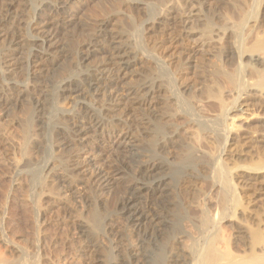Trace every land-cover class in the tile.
I'll list each match as a JSON object with an SVG mask.
<instances>
[{"label": "bare ground", "instance_id": "1", "mask_svg": "<svg viewBox=\"0 0 264 264\" xmlns=\"http://www.w3.org/2000/svg\"><path fill=\"white\" fill-rule=\"evenodd\" d=\"M242 1L237 2L238 4L236 3L238 5L237 11L233 9L236 11V14L238 15L237 16L238 20L236 22L237 24L231 26L230 28L236 26L234 27L236 30L234 29V31H231L232 29L230 28L229 30L227 29L225 30L223 28L224 31L217 32L223 36L222 40L223 39L225 40L223 42H226L227 46L229 44L232 45L233 51L227 50V54L234 55L232 58L234 57L236 58V59L234 58V60L235 61L237 60V71L236 72L232 71L233 74L235 73V77L234 75L232 76L234 77V79H232L233 82H228L230 83V85H228V88L229 86H231V83H234L235 88L230 87V89L232 88L231 89L232 91L234 89L233 100L229 104L227 103L228 104L227 106H224L225 105L224 100H226L230 95H227V98L225 97L226 99L223 98L224 105L222 107H219L221 108L219 109L221 114L219 111H217L218 108L216 107L217 109H215L214 107L215 112L213 113H216L217 111L216 113L217 116L221 115L220 116L221 118L219 117L220 119L219 118L218 119L220 121L222 120L224 125V126L221 125H217V126L218 127L221 126V128L222 127L224 128L223 132L225 133V135L222 140L223 147L221 146L223 148V151L222 152L220 151L221 152L220 156H218L213 163L212 166L213 171H210V166H209L210 164L208 165V163L205 162L204 160L203 161L200 160V158L203 157L199 156V159L197 160H194V158L191 156L184 158L181 157L179 159H176L177 162L170 163L167 160L161 158L162 156H160L158 153L155 154V152H153L152 150L153 147L154 148L157 147L156 149L160 150L158 151L160 154L166 153L167 155L169 153L173 154L175 152H178L177 151L178 148L175 145L177 142V140H175L176 137L184 132L188 133L190 130L194 131V129L196 130L195 131L196 135L194 132V135L196 137H198L197 134L199 132V140L201 141V143L202 142L209 143L207 144L208 146L211 145V143H213L211 142V138L209 137V134L201 132L199 130L198 125L199 124L201 125V123H199L198 121L199 119L197 118L198 119L197 120L194 114L193 117H195V119L192 117V111L193 113H195L194 110L191 109L193 103L190 106L191 114L187 113L188 111H190L187 108L186 110L188 111L184 109L186 113L179 110V105H178V103H180L179 98L181 99L184 96L182 95L183 93L189 94L190 96L191 93H193L192 96H195V98L197 97V99L198 97H202L201 95L202 91H204L205 93L207 91V90L206 91L201 90L200 85L203 86L202 85L203 80L199 82L200 84L199 86L196 85V87H200V88L194 89V92L193 90L192 92L191 91L188 92L189 89L188 87H186V85L180 87L181 89L180 91H178L179 93L177 92L175 93L172 90H166L164 87L165 82L163 79H161L162 75L160 74L161 75L160 76L159 74L156 73L157 71H159V68L157 71L154 72L156 73V75L160 77L155 75L150 76L151 75L150 72L146 73V71L144 70L146 67L142 70L138 69L144 67V65L147 64L148 62L149 63L152 62V59L151 57L150 58L145 57V55H143L142 53L136 52L134 49L130 47V45L126 41H123L122 39L125 38L126 36L121 31L113 29L112 28L113 25H111L109 22H106L104 20L92 27L83 26L82 24H80L82 22L80 23L78 22L79 19V16L77 18V15L79 14L78 9L74 10L73 12H71L70 10L68 11L69 7L73 6L75 3L78 4L77 0L42 1V6L40 7L41 9L43 8V10L40 9V11L37 12L35 20L28 23L29 29H31L32 34L35 36L34 38L32 37V39H28L30 38L29 36L31 34L28 37H26L23 34V25L25 23L24 17H27V14L25 13L26 11L23 9V7L24 8L28 7L25 0H0V16L2 17V19H0V39L4 38L5 41L7 42L6 48L4 49V54H3L4 60L2 63L3 65L2 69L4 70L1 69L0 75H4V76L9 75L15 70H17L18 66L21 65V67H26L27 71L30 73L31 76L38 75L41 77L43 74L48 72L56 65V61L60 62L61 60L67 58L66 48H64V46L62 47L61 45H59L60 37L61 38L65 37L67 39L72 38L74 35L72 32L78 30L77 28L80 25L81 27H79V29L82 28L81 31L85 32L86 36H88L87 43L84 45L83 49L79 51V53L77 54L79 67L77 68L76 71L74 70L75 73L70 72L73 74L63 79L58 86V91L60 93H63L61 95L62 100L75 99L74 106H76V110L61 112L60 115L62 117L65 118L67 117V119L63 121L66 124L65 125L60 124L61 126H56V129H58V131L59 130L61 131L59 134L60 136H58L60 146L67 144V141H69V145L71 142H74V144L77 143L75 147L73 146L70 148V150L76 148L78 155V158L76 159L77 161L75 160L74 163L72 164L74 166L73 169H75L74 177L84 176L86 177L87 181H89L90 184L96 185L101 190H105V192L111 187L116 186V183H118L120 180L124 181L125 183L124 196L118 206L119 208L117 215H119L125 221V224L133 232L137 233L139 237L142 238L139 249L135 250L131 245L128 244V240L125 237L126 240L125 242L127 244V247H129V249L132 248L131 251H133L129 254L130 260L128 264H264V219H261L262 215L260 217L257 215L254 216V218L259 217L260 219L257 218L254 219V221L252 222L255 223H253L252 225H250L249 223H248L249 225H246L247 221L245 219L244 220L246 221V224H244V221L243 222L241 221L243 219L238 218V220H240L239 222L240 223L242 222L243 224H239L238 222L237 225L239 224V226H237L236 229L232 227L236 223L235 222L233 225L232 221L236 218V212L238 210L240 211L241 215L243 216L246 215V218L248 217H250V219L252 218L251 215L250 216L247 215L249 214V212L246 214L248 209V207L246 206H248L250 202H248V200L243 201V195L242 192H240V189L250 185L251 181H253L254 184L255 182L257 183L259 182L264 185V120L262 122L263 124L260 125L261 127L260 128L258 127L260 130L256 127L260 131V135H258L256 131L254 132V130H252L251 132L253 134L252 136L255 137V140L252 141L253 142L252 144H254L255 142L257 143V146L252 145L254 149H256L254 150L253 153L254 156H251V152L246 151L247 153L250 154V156L248 154L250 161L247 162V164L245 163V165H241L240 162L238 163V161L241 160L239 158L243 153L241 154L240 152L241 154L240 155L239 153H234L232 151L234 149L231 150H229L230 148L228 149L229 145L234 146L233 148H238V144L245 145L249 140H251V138L249 139L247 135H244V130H242L243 126L234 124L235 122H233V120H235L236 118L233 119L234 118L233 116L232 118H230L231 115L229 117V113L233 114L232 112H238V111L240 112L242 107L245 106L247 107V105H251L253 101L255 102V100H257V103L255 102L256 106H254V104L252 105L254 106V108L257 107V104H259L258 106L260 107L262 106L261 108H264V12H262V10L264 11V0H244L243 3ZM131 4L136 5V7H133L132 10L137 9L138 6H141V8L144 6L143 3L138 2L137 0L136 1L132 0ZM173 6L174 4L170 7H166L165 11L157 18V21H154V23H148V24H153L155 26L153 28L154 31L155 30H157V32L159 30L166 31V35L168 36L169 39L168 42L167 40L165 41L166 43L169 44L167 47H170L175 44L178 45V42L181 39L188 37V31H189V29H186L187 27L184 26V24H186V21H188V19L184 20L182 18L186 12H182V11L178 12V10L174 8L175 6L174 7ZM241 7L244 8L242 9ZM188 9L189 7H186L185 11H187ZM140 10L137 11L140 12ZM239 12L241 14H239ZM232 14L235 15V13ZM203 24L206 25V23ZM179 26H182L181 27L182 30H180L179 32H182L184 35L182 34L181 38L179 37L180 39H177L172 35L176 31L174 30V28L176 27L179 28ZM207 26L206 27L203 26L201 28L205 27L207 29ZM208 30L205 31L202 30L203 37L205 38L204 40H206V38L211 40L212 39L211 37H213L210 36L212 31L210 32ZM201 37L199 39H201ZM208 42L203 45L209 48L210 42L209 43ZM202 43L200 44L202 45ZM178 46H180V44ZM212 47L214 48V46ZM28 49L30 55L27 54L26 56L25 54ZM171 49H173V46L171 47ZM164 50H168V49H166L165 47ZM181 53L185 54L186 50L184 52L183 50H180L179 55ZM93 54H97L96 55L97 57L96 56L94 57L95 59H92ZM227 54L226 57L228 58L229 56H227ZM185 55L188 56L186 59L190 58L189 53ZM157 59L160 61L159 58ZM206 59L207 58L205 57V60ZM228 60L229 59H227V61ZM92 61L94 62L91 64ZM145 61H147V63H145ZM229 61L231 63V61L233 60L230 59ZM64 62L66 63L65 60ZM214 63L212 64L215 65ZM82 64L85 65L81 67ZM59 65L61 66V62L59 63ZM152 65L156 66L155 62H153ZM197 66L199 68V64L198 65L195 64V68ZM257 66H260V69H257ZM185 67L186 65L184 66V68ZM214 68L216 70V67L213 66V69ZM164 69L167 70V68L165 67ZM224 69L222 71L225 74ZM219 70L217 74L221 73L222 75V71L219 72ZM246 72L249 73V76L250 75L254 76L255 77L254 80L252 77H248L247 74L245 75L244 73ZM197 73L202 75V73L200 72ZM200 77L202 78V76ZM216 77L218 78L219 76L218 75L214 76V79ZM224 77L225 79L228 78L226 76ZM167 78L168 77H166V81ZM172 80L175 81L176 79H172ZM20 87L21 86L9 82L5 83L4 85L1 84L0 104L6 105L9 101L13 103H17V101L23 98L22 95L23 93L26 94L25 91L27 89L24 90L21 89ZM190 88L192 89V87ZM222 88L224 89L225 87ZM178 89L179 88L177 87L176 90ZM217 89L218 88H216V90ZM211 91L213 90L211 89ZM218 91L219 90H217L216 92L218 93ZM209 92L210 90L208 91V94ZM213 92H212V96L217 95V93L215 92L213 93ZM220 92H222L223 94V90ZM180 94L182 95V97L178 96ZM222 94L219 96H222ZM189 95H187V97ZM224 95L226 96V94ZM224 95L222 97H224ZM195 98H193V100H196ZM216 98L215 100H217ZM230 98L232 99V97ZM201 99L203 103L205 102V100L207 99L209 100V98L207 99L205 98V100H203V97ZM229 99H227V101ZM208 100L206 102H208ZM213 100L211 97V100L209 101H213ZM196 101L198 102V100ZM217 101H219V103L222 104L221 100H217ZM185 102L187 103L188 101ZM181 104L183 106V103ZM187 104H191V102ZM206 104L204 103L202 104V106ZM209 104L211 105V102ZM208 105L206 107L208 108V110H210ZM118 107H122V109L119 110L117 109ZM45 109L46 108H44L43 111H46ZM212 110L213 109H211V112ZM27 111L29 112L30 109ZM204 111L206 112L207 110ZM42 113L43 112L41 111V114ZM114 114H116L114 117H110V115H114ZM204 115L205 114H202V116ZM25 120L23 121L25 122V124L23 123V125H25L26 128L24 129V127H21L23 128L22 130H24V133L20 135L21 137H19L20 138L19 141L17 138V141L19 143H17L16 141L17 145L15 146L12 145L11 144L12 141L10 142L9 140L10 137L9 138L6 137L5 135L7 134L3 135L1 132L0 145L3 146L12 145L13 147L18 146L19 147L18 149L22 151L21 153L25 154L24 152L28 149L27 147H29L27 140V135H28L27 129L29 127V120L27 121ZM202 120L205 121V119L203 118ZM219 120L218 122H220ZM208 121L209 122L207 123L209 124L210 120L208 119ZM213 121L216 122L215 120ZM213 126L211 127V129H213ZM239 127H242L241 130ZM131 129L136 130L137 133H140L142 135H147L150 138V140L153 141L152 143L153 146L145 145L142 142V140H135V139L133 140L131 138V135L129 136ZM219 129L220 128H218V131L222 130ZM117 130H121L123 131V133L124 131L126 132L122 134V136L116 138L115 136ZM239 131L240 132L242 131L243 133L240 134ZM246 132L247 131H245V134ZM230 134H235L236 135L235 139L234 138L232 139ZM194 135L191 136V138H195ZM164 136L167 137L165 138ZM181 136L183 137V135ZM28 138L31 137L28 136ZM11 140L13 139L11 138ZM212 141H214L213 137H212ZM202 145L206 146V144H202ZM94 146L99 147V149L101 150H107V151L114 150V152L121 154V156L123 157V161H125L127 164L136 165L134 166L136 167V175L130 176L128 174H124L123 170H121L123 168H121L120 165L117 166V163L116 166L115 164L112 166L110 165V163H108L109 165H107L106 162L104 161L103 163H101L102 159H99L101 155L96 151L88 150V148L93 150ZM245 146H242L243 147L242 149H244ZM250 148L248 149L250 150ZM5 149L8 148L5 147ZM20 150H18V152H20ZM238 150L236 149L234 151H238ZM251 150H253V148ZM14 153L16 154V152L10 154L14 156ZM245 153L243 155H245ZM10 154L8 152V154L6 155H10ZM176 154L177 153H175V155ZM18 155L21 154L19 153ZM17 156L13 157L12 158L13 160L11 159L13 163L17 162V160L15 161V159H17L16 158ZM22 156L24 155H21L20 157L22 158ZM28 157L31 156L29 155L27 156V158ZM24 158L23 160L26 161L27 159ZM175 158H177V156H175ZM28 160L30 161L32 159H28ZM24 166L25 168L24 167L23 168L27 169L26 168L27 165L25 164ZM29 167L31 168V166ZM50 168L47 167L46 169L48 170V173L50 172L52 173L51 170L53 169ZM238 168L240 169L242 168L241 173H238L239 170ZM234 170L237 172L236 179L233 176ZM132 171H133V167L130 172L131 174ZM207 172L209 173L213 172L212 174L215 175L213 176L215 177V179L218 180L216 183L213 184V188L211 189H213L214 191L217 189L216 195H219L218 191H220V193L222 192L219 196L222 195L220 199L222 203L226 205V207H224L220 211L218 210L219 212L215 211L214 213H211V211L216 210L217 207L214 206L211 207L214 203L213 201H210V199L212 200V198L215 199L218 197L216 196L209 198V205L208 208H206V212H208V217L205 220L204 227H202V230H199L196 227H194V225L191 222L185 220V218L181 216L180 213L177 212L178 207L179 205H181V203L175 202V199H177L178 193H182V191L187 192V190H192L193 187L197 185L199 186L200 185L199 181L202 177L201 175L203 173L207 174ZM61 181L62 183L66 182L64 177L63 179L61 178ZM79 181L82 180L79 178ZM39 183L40 182H38V184ZM70 184L73 183L69 182L68 185ZM22 189L24 188L22 187ZM44 189L46 190V188ZM25 190H22V194L23 191L24 192L27 191ZM47 191L48 190H46V194ZM214 191L210 193H213ZM50 192L52 191H49L48 193ZM27 193L28 192H26V194ZM213 194H209V195H213ZM38 196L39 195H37V197ZM50 196L48 198L46 197L47 199H49V201H50ZM208 197L209 196H207V198ZM25 198L26 197H24V199ZM62 200L63 199H61V201ZM42 202H44V198ZM58 202L59 200L56 197H54L51 202L52 208L55 206L57 207ZM42 205L44 204L41 205L39 203L36 204V209L39 212V215L40 214L43 215L48 212L46 209H44L45 207L48 206L44 205L43 208H41ZM34 206L35 205H33V207ZM262 210H264V208ZM70 211H71L70 214L71 216L69 215L70 223L77 225L78 228L80 229L81 234H83V236H86L85 238L90 239V241L93 239V237L95 238L94 235H96L97 230H99L100 226L103 224L102 223L100 225L99 223H101L100 221H102L103 219H104V228L107 231L111 232V230L116 228L115 221L112 220L111 217H107V215L101 213L102 211L100 212L98 210H95V208L85 210L86 212H83L85 213L84 216L83 215L80 216L81 213L77 215L76 213L77 210H74L75 212L72 210ZM241 215L239 216L241 217ZM263 215H264V211H263ZM234 221H237V218ZM224 222L225 223L227 222L228 225L230 226H223ZM228 227H232L233 231L235 232H233L232 234L231 232L232 229H230L231 231H229V229L226 230V228ZM1 229L2 228L0 227V264H22L21 263L22 257H18L19 256L18 254H17L18 256L15 254L16 259L18 258V260H16L10 254L7 255V251L16 253L19 250L17 251L15 250V247L13 246L12 242H10L9 238L1 231ZM171 240L174 246L173 248L175 249L174 253H171L169 251V241L171 242ZM96 241L98 240H92L94 244L97 243ZM123 246H125V244ZM118 251H117L118 253L117 256L119 257L121 256L122 258V255L124 254L123 251L126 250L124 249V247H122V250H120L122 254ZM103 253H104L103 259L105 260V262L108 261L113 262V260H115L116 258V256L114 257L112 256V252L109 251L108 249H105ZM22 254L24 253L22 252ZM23 257H26V255L25 256L23 255ZM105 262L102 263L106 264ZM24 263H26L25 260Z\"/></svg>", "mask_w": 264, "mask_h": 264}, {"label": "rangeland", "instance_id": "2", "mask_svg": "<svg viewBox=\"0 0 264 264\" xmlns=\"http://www.w3.org/2000/svg\"><path fill=\"white\" fill-rule=\"evenodd\" d=\"M42 1H44V0H25L28 7H25V8L23 7V9L26 11L25 13L27 14V17H24L25 23L23 25V34L26 37H28L30 34L33 35L31 29H29V27H28L29 26L28 23L35 20L37 12H39L41 9L40 6H42ZM137 1L143 3L144 6L142 8H141V6H138L137 9L132 10L133 7H136V5L131 4L132 0H77L78 4L75 3L73 6L69 7L68 11L70 10L71 12H73L74 10L78 9V13H79V14L77 13L78 14L77 18L79 16L78 22L79 23L82 22L80 24H82L83 26L92 27V26H95L97 23L104 20L106 22H109L111 25H113L112 26L113 29L121 31L126 36L125 38L122 39L123 41H126L130 45V47L132 49H134L136 52L142 53L143 55H145V57H149V58L151 57V59H152V62L147 63V61H145V63H147V64H145L144 67L138 68V69L142 70L146 67L144 70L146 71V73L150 72V74H151V75L149 74L150 76H153V75L158 76V75H156V73L159 75L161 74L162 76L161 75L160 76H161V79H163L165 82L164 87L166 90H172L175 93L176 92L179 93L178 91H180V89H181L180 87L186 85V87H188V89H189L188 92L189 91L192 92V90L194 92V89H198L201 87V90H205V91L207 90L206 91L207 94L204 91H202V93H201L203 100H205V98L206 99L209 98V100H211V97L213 100V97H214V100H213L214 102L209 101L207 99L209 103L211 102V105L208 102H206L207 100H205L204 103L205 104L207 103V104L202 106V104H204L202 99H201L202 97H198V99H197V97L195 98V96H192L193 93H191V92H190L191 96L189 94H184V93L182 94V95H184L183 97L181 94L178 95L179 97L183 98V99L181 98L182 100L179 98V100H180L179 101L180 103H178L179 110L186 113V111H188V110H186V108L190 110V106L192 105V103L195 106V107L193 105L191 106V109L194 110V112L196 113L195 114L192 111V117L194 114L196 119L197 118L199 119V120L197 119L199 121V123H201V125L200 124L198 125L199 130L201 132L209 134V137L211 138V142H213V143H211V145L214 144V145H212V147H211V145H209V146L207 145L209 143H206V142L201 143V141L199 140V132L197 130V132H198L197 136L198 137H196L195 136L196 130L194 129V131L190 130L188 133L184 132V133H182L176 137L175 140H177V142L175 145L178 148L177 149L178 152H175V153H177L176 155L173 152H172L173 154L169 153L168 155L166 153L160 154L158 152L160 150H157L156 146H155L156 148H154V147H153V149L151 148L153 150V152H155V154L158 153L160 156H162L161 158H163L164 160H167L170 163L171 162L172 163L177 162L176 159H179L181 157L184 158V157L191 156L194 158V160L199 159V156L203 157L204 159L200 158V160H202V161L204 160L205 162L208 163V165L210 164L209 165L210 171H213V169H212L213 163L217 159V157L220 156L221 152L223 151L222 140H223V137L225 135V133L223 132L224 128L223 127L221 128V126H224L223 121L219 120L221 118L220 117L221 115L217 116L216 113H217V111H219V109H221L219 107H222L224 104H225L224 106H227L233 100L234 89L232 91L231 90L232 88L230 89V87H234V83H231V86H229V88H228V85H230V83H228V82H233L232 79H234L235 73L233 74L232 71H235V72L237 71V60L236 61L234 60L235 57L232 58L234 55L227 54V50L233 51L232 45L229 44L227 46L226 42H223L225 40L224 39L222 40L223 36L217 32H222V31H224V29L229 30V28L231 26L237 24L236 23L238 20V17H237L238 15L236 14L237 7H238L237 2H241L242 0H239V1L238 0H165V2H164V0H158V1L157 0H137ZM162 1H163V3H162ZM243 1H242V3H243ZM159 3H161V4H159ZM173 4L175 6V7L174 6L173 7L176 10H178V12H181V11L186 12L182 18L184 20L188 19V21H186V24H184V26H186L187 27L186 29H189V31L186 30V31H188V37H187L188 39L186 37L184 39H181L180 40L181 43H180V41L178 42V45L180 44V46L175 44V45H172L173 49H171L172 46L167 47L169 44L165 42L166 40H167V42L169 40L168 36L166 35V31L159 30L160 33H159V31L157 32V30L154 31L153 28L155 26L153 24H148V23H154V21H157V18L165 11L166 7H170ZM186 7H189V9L187 11H185ZM233 9H235L236 11ZM41 10H43V8ZM137 10L138 11L140 10V12H138ZM244 10H246V9H244ZM231 12L235 13V15L232 14ZM240 12H239V14H241ZM262 12H264V11L262 10ZM34 14H35V16H34ZM0 19H2L1 16H0ZM189 20H190V23H189ZM195 21H197V22H195ZM203 23H206V25ZM207 25H209L211 27H209ZM203 26H205V27L207 26V29L205 27H204L205 29L201 28ZM79 27H81V25ZM79 27L77 28L78 30H75L72 32L74 34L72 38H70V39H67L65 37L59 38V40H60L59 45H61L62 47L64 46V48H66V51H67V58L60 61L61 66L59 65L60 62L56 61V65H55L56 67L54 66L52 69H50L48 72L43 74L41 77L38 75L31 76L30 73L27 71L26 67H21V65H19L17 70H15L14 72H12L9 75H5V76L0 75V85L1 84L4 85L5 83L9 82V83H13L15 85L21 86L20 87L21 89H24V90L27 89L25 91L26 94L23 93V95H24V96L22 95L23 98H21L19 101H17V103H13V102L9 101L10 103L8 102L6 105L0 104V130H2V131H0V133L2 132L3 135L7 134L5 136L8 138L10 137L9 140H10V142L12 141L11 142L12 145H14V146L17 145L16 144L17 138L19 141L20 140L19 137H21L20 135L24 133V130H22L23 128H21V127H24V129L26 128L25 125H23V123L25 124V122H23L25 119H26L25 121L29 120V127L27 130L29 132L31 131L30 132L31 134L27 131V133H28L27 140H28V145L30 148L29 147H27L28 149L26 148L27 150L24 152L25 154L21 153L22 151L20 149H18L19 148L18 146L13 147L12 145L11 146L0 145V227L2 228L1 231L9 238L10 242H12L13 246L15 247V250L16 251L19 250L16 253H13L11 251H7V255L10 254L12 257H14L16 259V255L18 254L19 255V256L17 255L18 257H22L21 258L22 264H103L105 262V260L103 259V255H104L103 252L105 249H108L109 251H111L113 257L116 256V258H115V260H113V262L108 261V262H105L106 264H112V263L128 264V262L130 260L129 254L133 251H131L132 248L129 249V247H127V244L125 242L126 241L125 237L128 240V244L131 245L133 247V249H135V250L139 249L140 243L142 241V238L139 237V235L137 233L133 232L125 224V221L119 215H117L118 208H119L118 206H119V204L122 201V198L124 196V191H125L124 181L120 180L118 183H116V186L111 187L110 189L106 190V192H105V190H101L96 185L90 184L89 181H87L86 177H84V176L83 177H78V176L74 177L75 169H73L74 166L72 164L78 158V155H77L76 148L71 149V150H70V148L73 146L75 147V145H77V143L74 144V142H71L70 143L71 146H70L69 141H67V144H65L63 146L59 145L58 136H60L59 134L61 131L60 130L58 131V129H56V126H61L60 124L65 125L66 123H64L63 121L67 119V117L66 118L62 117L60 115V113L76 110V106H74L75 99L62 100L61 95L63 93H60L58 91V86H59V83L63 79H65L67 76L75 73L74 70L76 71L77 68L79 67L78 66V60H77L78 59L77 54L79 53V51H81L83 49L84 45L88 41V36H86L85 32L81 31L82 28L79 29ZM181 27L182 26H179V28L178 27L174 28V30H176V31L173 33L172 36L176 37L177 39H180L182 34H183L182 32H179L180 30H182ZM234 27H236V26H234ZM234 27L230 28V29H232L231 31H234V29H235ZM159 28H161V27H159ZM210 29L212 31V33L210 35V36H213V37H211L212 39L210 40V39L206 38V40H204L205 38L203 37V34H202L203 31L202 30L210 31ZM198 31L199 32L202 31V32L199 33ZM189 32H190V34H189ZM174 34H176L177 36ZM214 34H215V36H214ZM31 35L29 36L30 38H28V39H32V37L33 38L35 37L34 35L33 36H31ZM220 35H221V37H220ZM200 37H201V39H199ZM207 42L210 44L209 48L205 47L203 45ZM6 43L7 42L5 41L4 38L0 39V71L3 67V65H2L3 60H4L3 54H4V49L6 48ZM200 43H202V45ZM164 46L168 50H164L165 49ZM174 46H176V47H174ZM212 46H214V48ZM161 47H163V48H161ZM169 48H170V50H169ZM212 48H213V50H212ZM180 50H183V52L186 50L185 54L189 53L190 58L186 59L188 56H186L183 53H181L179 55ZM28 51H29V49L26 51V54H25L26 56H27V54L30 55V53ZM175 51H177V52H175ZM208 51H210V52H208ZM226 54H227V56H229L228 58L226 57ZM96 55L97 54H93L92 59H95L94 57ZM201 56H202V58H201ZM205 57L208 60L207 59L205 60ZM157 58H159L161 62ZM210 58H212V59H210ZM227 59H229V60L232 59L235 63L233 61H231V63H230V61L229 60L227 61ZM64 60L66 61V63L64 62ZM178 61H180V62L182 61V62L180 63ZM62 62L64 65L62 64ZM93 62L94 61H92L91 64ZM153 62H155L157 67L155 65H152ZM232 62H233V64H232ZM182 63H183V65H182ZM212 63H214L215 65H213ZM216 63H217V65L219 63L221 65L219 64L217 66ZM65 64H66V67H65ZM148 64H150V65H148ZM179 64H181V65H179ZM195 64L196 65L199 64V68L202 67L204 69L200 68L201 69L200 70L198 68V66L195 68ZM204 64L206 65V67ZM83 65H85V64H82L81 67ZM163 65H165V66H163ZM185 65H186V67L184 68ZM193 65H194V67H193ZM212 65L214 67H216V70L220 69L219 72H221L224 68H227L229 70L224 69V72L226 75L223 73V71H222V75H221V73L217 74L218 70L216 71L215 68L213 69ZM231 65H232V67H231ZM164 67L167 68V70L164 69ZM228 67H230L233 70H231ZM66 68H68V69H66ZM158 68H159V71H157ZM71 69H73V70H71ZM148 69L151 71H149ZM189 69H191V70H189ZM257 69H260V66H257ZM2 70H4V69H2ZM152 70H153V72H152ZM154 71H157V72L155 73ZM196 71L202 73V75L198 74ZM70 72H73V73H70ZM209 73L212 75H210ZM215 74L218 75L219 77L218 78L216 77L214 79V76H216ZM244 74L245 75L247 74L248 77H252L253 80L255 78L254 76H251V75L249 76V73H247V72ZM197 75H199V76H197ZM233 75H234V77H232ZM160 76H158V77H160ZM200 76H202V78ZM211 76H213V77H211ZM224 76H226L228 78L225 79ZM166 77H168L167 81H166ZM230 78H231V80H230ZM169 79L171 80V82ZM172 79H176V80L174 81ZM212 80L214 81V84H213ZM201 81L203 83L202 84L203 86H201L199 84V82H201ZM209 81H211V82H209ZM187 84H188V86H187ZM207 84H208V86L210 85L211 87L210 86L208 87ZM196 85L197 86L200 85V87H196ZM204 85H205V87H204ZM219 85H221V86H219ZM177 87L179 88L178 90H176ZM190 87H192V89ZM222 87H225V88L223 89ZM216 88H218L217 90H219L218 93L223 90V94H222V92H220L218 94L216 92L217 91ZM211 89L215 93H217V95L212 96L213 91H211ZM225 89H226V91H225ZM209 90H210L209 94L211 97L208 94ZM229 90H230V92H229ZM224 91H225V93H224ZM228 93H230V94H228ZM221 94H222V96L224 94H226V96L225 95H224V97L219 96ZM187 95H189L190 97L189 96L187 97ZM206 95H208L209 97ZM227 95H230V96H228V98H227ZM215 96L216 97L219 96V97L216 98ZM225 97L227 99L232 97V99L230 98L227 101V99ZM193 98L198 100V102L196 100H193ZM215 98L217 100H221L222 104L219 103V101L215 100ZM219 98H221V99H219ZM223 98L226 100H224ZM189 99H191V100H189ZM223 100L225 101L224 104H223V102H224ZM185 101H188L187 103L191 102V104H187ZM199 101H201V102H199ZM48 102H50L51 104ZM86 102H88V101H86ZM255 102L257 103V100H255ZM255 102L253 101V103L251 105H247V107L246 106L242 107L240 112L239 111L238 112H232L234 115L229 113V117L231 115L230 118H232V116L234 117L233 119L236 118L235 120H233V122H235L234 124L239 125V126H243L244 129L242 127H239L240 130L242 128V130H244V135H247L249 137V139L251 138V140H249V141L247 140L248 142L245 144L246 146L242 145V144H240V145L238 144V148L240 151L238 150V148H233L234 146L229 145V147H228V149L230 148L229 150H231V149L236 150L237 149L239 151L238 152V151L232 150L234 153L240 154V152H241V154L242 153L244 154L247 151V152H251V156H254L253 153H254V150H256V149H254L253 146H257V143L254 142L255 145L252 144L253 143L252 141L255 140V137L252 136L253 134L251 132H252V130H254V132L256 131L258 133V135H260V131H259L260 129L259 128L261 127L260 125L263 124L262 122L264 120V108H261L262 106L261 107L258 106L259 104H257V107L254 108V106H256ZM181 103H183V106ZM212 103L214 106L212 105ZM215 103H217V104H215ZM253 104H254V106H252ZM207 105L209 106L210 110H208V108L206 107ZM184 106H187V107H184ZM201 106L202 107L205 106L204 107L205 109L202 108ZM249 106H251V107H249ZM214 107H215V109L218 108L216 113H213V112H215ZM44 108H46L45 109L46 111H43ZM29 109H30V111L28 112L27 110H29ZM117 109L121 110L122 107H118ZM211 109H213L212 112H211ZM204 110H207V111L205 112ZM41 111L43 112L42 113L43 115L41 114ZM28 113H29V115H28ZM187 113L191 114V110L188 111ZM202 114H205V115L202 116ZM220 114H221V112H220ZM40 115H41V118H40ZM115 115L116 114L110 115V117H114ZM218 115H219V113H218ZM195 117H193V118L195 119ZM215 117H217V118H215ZM237 117H238V119H237ZM202 118L205 119L206 123L204 120H202ZM243 118H245V119H243ZM208 119L210 120L209 124L207 123V122H209ZM217 119L220 122H218ZM213 120H215L217 123L214 122ZM211 121H212V123H211ZM213 124H214V126H213ZM217 125H221V126L218 127ZM204 126H205V128H204ZM207 126H208V128H207ZM209 126H210V128H209ZM212 126H213V129H211ZM217 127L222 129V130L219 129L222 132L218 131ZM256 127L257 128L259 127L258 128L259 130ZM202 129H203V131H202ZM215 129H216V131H215ZM245 131H247L248 134H247V132L245 134ZM125 132L126 131H124V133ZM194 132H195V135H194ZM249 132H250V134H249ZM124 133L121 130H117L115 137L118 138V137L122 136V134H124ZM190 133H191V136L194 135V137L196 139L191 138ZM242 133L243 132L241 131L240 134H242ZM130 135H131V138L133 140L134 139L135 140H142V142L145 145L153 146L152 145L153 141L150 140V138L147 135H142L140 133H137L136 130H134V129L130 130L129 136ZM181 135H183V137ZM28 136H30L31 138H28ZM230 136L232 137V139L233 138L235 139V137H236L235 134H230ZM212 137H213L214 141H212ZM11 138L13 140H11ZM30 139H31V141H30ZM196 140H197V142H196ZM18 141H17V143H19ZM29 141L31 142L32 147H31ZM14 142H15V144H14ZM202 144H206V146L202 145ZM247 145H248V148H250V146H251L250 150L252 148H253V150L250 151L247 148ZM242 146H245V148L242 149L243 148ZM1 147L2 148L4 147V148L2 149ZM5 147H7L8 149H5ZM13 148H15V149H13ZM18 150H20V152H18ZM88 150L98 152L101 155L99 158V159H102L101 163H103V161H104V162H106L107 165H109L108 163H110V165H112V166L114 164L116 166V163H117V166L120 165L121 168H123L121 170H123L124 174H128L130 176L136 175V167H134L136 165L135 164H127L125 161H123V157L121 156V154L114 152V150H112V151L101 150L97 146H94L93 150L89 149V148H88ZM241 150L245 151V152H242ZM5 152H7V153H5ZM8 152H9V154L10 153L13 154V152H16V154L20 153L21 155H24V156H22V158H21L20 157L21 155L17 154L18 155L17 156L15 153H14V156L11 154L6 155V154H8ZM26 152H27V154H26ZM90 153H92V152H90ZM246 153H245V155L242 154L243 156L240 154L242 157L240 156L239 159H241V160L238 161V163L240 162L241 165H245V163L247 164V162L250 161V159H249L250 154L249 153L246 154ZM28 154L31 157L27 158V156H29ZM248 154H249V156H248ZM173 155L177 156V158H175V156H173ZM15 156H17L16 157L17 159H15V161L17 160V162L13 163L12 158ZM23 158L27 159V160L25 161V160H23ZM174 158H175V160H174ZM28 159H32V160H30L32 163ZM53 162H54V164H53ZM24 163L28 166V167L26 166L27 169H24L25 168ZM17 164H19V165H17ZM28 164H30V165H28ZM47 165H50L51 168L53 169V170H51L52 173L51 172L48 173V170H46L47 167L50 168V166H47ZM29 166H31V168ZM209 166H207V167H209ZM132 167H133V171L131 174L130 172L132 170ZM191 167H193V166H191ZM238 169H239L238 173H241L242 168L241 169L238 168ZM235 172L236 171L234 170L233 176L236 179L237 172L236 173ZM133 173H135V174H133ZM212 173H209V172H207V174L203 173L201 175L202 177L199 181V184H200L199 186L198 185L195 186L196 188L193 187L192 188L193 191L187 190L188 193L186 191H182V193H178L177 199H175V202L181 203V205H179V207H178L177 212L180 213V215L183 216L185 218V220H188V222H191L194 225V227H196L199 230H202V227H204L205 220L208 217V212H206V208H208V205H209V198L216 197V196L219 198V199L218 198H215V199L212 198V200L210 199V201H213V203L215 204L214 205L213 203H210V204H213L211 207L214 206V207L218 208V209L216 208V210H214V211H211V213H214L215 211L219 212L221 209L226 207V205H224L220 199L222 195L219 196L222 192L220 193V191H218L219 195H216L217 189L215 191L213 189H211V188H213V184L218 181L217 179H215V177H214L215 175ZM66 175L68 177L70 176L71 178L69 177L70 178L69 179ZM63 177L66 180V182H64V183H62V181H61V178L63 179ZM79 178L82 181H79ZM67 180H68V182H67ZM43 181H44L45 185H44ZM38 182H40V183L38 184ZM69 182L73 183V184H70L71 185L70 186V185H68ZM253 184H254L253 181H251L250 185H248L245 188L240 189V192H242V195H243V201L248 200V202H250L249 203L250 205L248 204V206H246V207H248L246 214L249 212V214H247V215H249V216L251 215L252 220L248 216L247 217L249 219L246 218V215H244V216L241 215L240 211L238 210L236 212L237 221H234V220H236V218L232 221L233 225L236 222L235 225L232 226L234 229H236L237 226H239V224H243L242 223L243 221H244V224H246V221H247L246 225H249V224L252 225L253 223H255L252 221H254V219H256V218L260 219L259 217L261 215H262L261 219H264L263 218V216H264L263 211L264 210H262L264 208V194H263L264 189H262V188H264L263 187L264 185L259 183V182L258 183L255 182V184L254 185ZM22 187L24 189H22ZM44 188H46V190H48L47 194H46V190ZM40 189H41V192H40ZM22 190H25L26 192H28L27 193L28 195L24 191L22 194ZM241 190H243V191H241ZM49 191H52V192L48 193ZM212 191H214L213 193L215 194V196L213 193H210ZM53 192L56 194H54ZM25 194H26V196H25ZM33 194H34V197H33ZM50 194H51V196H50ZM52 194H53V197H52ZM209 194H213V195H209ZM250 194L252 195V197ZM37 195H39V196L37 197ZM49 196H50V201H49V199H47ZM59 196H62L63 198L59 197ZM207 196H209V197L207 198ZM24 197H26L25 198L26 200L24 199ZM54 197H56L59 200V202L57 204V207L55 206L52 208L51 202H52V199ZM34 198H35V200H34ZM43 198H44V202L46 204L48 203L47 205L44 202H42ZM61 199H63V200L61 201ZM64 200H66L68 203ZM218 200L221 202H219ZM34 203H36V204L39 203L40 205L44 204L45 206H48V207H45L44 209H46L49 213L46 211L47 213H45L43 215H41V214L39 215V212L36 209V204H34ZM221 204L224 206H222ZM33 205H35L34 206L35 208L33 207ZM44 205H42L41 208H43ZM67 205H68V207H67ZM48 208H49V210H48ZM55 208L56 209L58 208V209L56 210ZM92 208L93 209L95 208V210H98L100 212L102 211L101 213L107 215V217H111V219L114 220L115 224H116V228L111 230V232H109L104 228V219L103 220L101 219L102 221H100L101 223H99V224L100 225L102 223L103 224L100 226L99 230H97L96 235H94L95 238L93 237V239H92V240H98V241H96L97 242L96 244H94V242H92V240L90 241V239L85 238L86 236H83V234H81L80 229L78 228L77 225L70 223V216H71L70 210H72V211L77 210L78 211V212L76 211L77 215L79 213H81L80 216H82V215L84 216L85 213H83V212H86L85 210H89ZM239 215H241V217ZM256 215L259 217L254 218V216H256ZM238 218L243 219V220H241L242 221L241 223L239 222L240 220H238ZM33 222H34V224H33ZM238 222H239V224L237 225ZM223 226H230V225H228L227 222L226 223L224 222ZM232 227H228V228H226V230L229 229V231H231L230 229H232ZM231 232L233 234V232H235V231H233V229H232ZM124 244H125V246H123ZM122 247H124V249L126 251H123L124 254L122 255V258H121V256L120 257L117 256V254H118L117 251L119 249L122 250ZM126 247H127V249H126ZM173 247L174 246H173V243L171 240V242L169 241V251L171 253L175 252V249ZM100 248H101V251H100ZM128 249H129V251H128ZM120 250L118 252L121 253ZM22 252L24 254H22ZM126 252H127V254H126ZM23 255L24 256L26 255V257H23ZM26 258H28V259H26ZM16 260H18V258ZM24 260L26 263H24Z\"/></svg>", "mask_w": 264, "mask_h": 264}]
</instances>
